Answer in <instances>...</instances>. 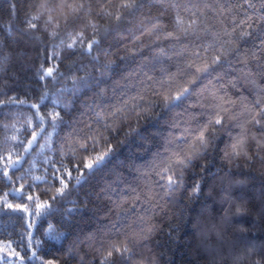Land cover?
Returning <instances> with one entry per match:
<instances>
[{
    "label": "clouds",
    "instance_id": "1",
    "mask_svg": "<svg viewBox=\"0 0 264 264\" xmlns=\"http://www.w3.org/2000/svg\"><path fill=\"white\" fill-rule=\"evenodd\" d=\"M201 9L217 6L212 0H134L131 8L119 0H54L46 19L35 22L43 40L28 50L35 55L14 54L0 76L7 81L0 122L8 121L0 130L12 128L13 120L22 124L15 144L25 161L19 172L30 165L25 154L31 148L33 157L47 160L43 183L22 175L23 191L74 213L58 257L64 264H172L168 247L181 239L195 241L198 264H264V99L258 95L264 72L250 65H264V49L242 46L264 15L255 23L248 14L228 27L220 22L221 36L204 28ZM177 16L200 26L179 32ZM155 23L161 27L153 31ZM70 35L80 43L52 51L47 60L54 55L58 61L56 79H41L46 50ZM200 59L209 61L203 72L195 70ZM28 67L36 83L25 81ZM213 91L235 101L227 105L231 113L217 107ZM44 94L59 102L45 104ZM14 99L25 103H9ZM49 113L59 115L53 121ZM30 118L34 126L26 123ZM137 137L143 138L138 154L121 162L118 153ZM242 138L245 153L236 156L231 145ZM253 186L256 206L240 191ZM245 216L251 225L239 221Z\"/></svg>",
    "mask_w": 264,
    "mask_h": 264
},
{
    "label": "trees",
    "instance_id": "2",
    "mask_svg": "<svg viewBox=\"0 0 264 264\" xmlns=\"http://www.w3.org/2000/svg\"><path fill=\"white\" fill-rule=\"evenodd\" d=\"M212 2L217 6L216 11L201 9L202 18L204 20V28L209 31H214L215 33L223 36L221 27H219L220 22H223L225 27L229 26V22L232 18L237 21L244 18L245 15H251L253 17V23L256 22L258 15H264V6L259 7V5H264V0H252L256 7H250L246 4L244 0H212ZM46 3L47 9L54 3V0H0V76H3L7 71L10 64L14 61V55L16 58L25 57L26 53L30 48H34L35 44L43 43L41 33H35L33 30H29L26 24L27 20H32V22H38L46 19L45 13L48 10L41 8V4ZM122 3V0H119ZM234 5H240V7H234ZM247 9V12L243 10ZM29 15L26 17V14ZM199 15V13H198ZM185 24L187 25L190 21L187 17L181 16ZM226 17L228 19H226ZM35 18V19H34ZM200 26V21L197 20L196 27ZM230 30V27H229ZM43 31V29H42ZM251 36L247 37L243 42V47H246L249 52L257 49H264V21L260 23V27L252 30ZM61 41L55 43L54 49L50 48L47 52L51 55L52 51L62 53ZM38 50V49H37ZM35 55L34 52L29 51L28 57L32 58ZM46 55V53H45ZM261 60H264V52L260 53ZM25 63L29 61L25 60ZM259 61H250V65L253 67L254 71L264 72V65L257 68ZM45 67H57L58 61L54 62L53 59L47 60L43 63ZM242 67V65H240ZM56 75V73H54ZM25 81H31L36 83L38 77L36 76L35 69L28 67L24 70ZM45 81L48 80L47 77L44 78ZM261 82H264L262 80ZM7 83V81L0 82V89L2 85ZM23 90V82L21 83V89ZM55 97H48L44 102L45 104L52 103ZM3 114V109H0V115ZM8 123V121L0 122V129L2 125ZM13 127L7 131L0 130V157H7L9 153L15 159L16 148L15 144L17 142L11 141L10 137L16 134L19 137V132L22 131V124L17 123L16 120L12 122ZM35 124V122H34ZM33 124V126H34ZM158 127V126H157ZM152 134H155L158 129L156 127L149 128ZM147 135V134H146ZM20 139V137H19ZM143 138L137 137L130 140L129 143L124 146L118 153L119 159L123 162V159L134 157L138 154V144ZM36 149L31 148L25 154L26 160L31 159L30 165L25 166L24 173L21 174L19 171L24 167L25 161H19L12 168L10 165L5 166V160L0 159V199H6L10 197L8 202L16 203H28L32 208L31 216L29 217L27 213L22 210L7 209L0 206V240L11 239L13 241L11 247L19 255L10 256L6 252H0V264H41L43 260L47 258H56L58 264H64L63 259L58 258L62 254H59L61 248H63L64 243L71 234L72 217L73 212L64 207H46L40 212L39 215L36 214L35 203L40 201L39 196H35L34 201H28L27 196L24 191H16L19 189L20 185L24 184L22 175H28L35 183L42 184L41 180H34L33 177H43L41 168L47 167V160L43 155L40 157H33ZM43 154L46 150L41 149ZM102 167H107L104 165ZM7 175H4V172ZM15 174V175H13ZM95 175V173H93ZM11 177V179H9ZM243 194L253 197V204L256 206L254 191V186L249 189H241ZM7 194V196L5 195ZM202 201H212L213 205H216V201L213 197H201ZM203 206V205H202ZM239 221H242L246 225H251L253 223L251 216L240 217ZM33 227L29 228V225ZM188 231H191L189 229ZM187 234V233H186ZM24 237L21 239V237ZM253 239H255L253 237ZM211 240H216V236H212ZM204 244H209V239L204 238ZM195 241L189 242L188 240L181 239L180 242L174 243L168 247V251L171 253L173 260L172 264H198L199 256L197 253L199 249L194 247ZM35 252V256L33 255ZM21 256H25L26 259L21 260ZM46 256V257H45Z\"/></svg>",
    "mask_w": 264,
    "mask_h": 264
},
{
    "label": "snow or ice",
    "instance_id": "3",
    "mask_svg": "<svg viewBox=\"0 0 264 264\" xmlns=\"http://www.w3.org/2000/svg\"><path fill=\"white\" fill-rule=\"evenodd\" d=\"M168 2H170V0H168ZM134 4V0H122L121 6L125 7V8H131L133 7ZM41 8H44L48 11H50L49 9H47V5L46 3H42L41 4ZM35 19V18H34ZM49 19H51V16H49ZM27 27L29 30H34L36 29V24L32 22V20H27L26 21ZM176 26H177V30L179 32H188L190 30H195L196 29V22L193 20L188 21L187 25L185 24L184 19L181 16H177L176 18ZM161 27L160 23H155L152 26V30L156 31ZM82 35V34H81ZM78 43H80V36L78 35H70L69 38L67 40H62L61 41V45H62V50L64 51L65 48H72L75 47ZM88 47L91 49L93 48V45L91 43L88 44ZM58 53V52H56ZM14 55V53H13ZM0 56H3L2 53H0ZM47 50H46V62H47ZM53 59H55V56L53 55L52 57ZM219 56H214V59H219ZM45 62V63H46ZM209 66V61L207 59H200V62L195 63V70L198 72H203L205 71ZM0 67H2V63H0ZM57 71V67H45L43 64L40 65L39 68V73H40V77L41 79H44L45 77H47L48 79H52L55 80L56 79V75H54V73H56ZM175 77L170 76L169 79H174ZM250 83H252L253 85L256 84L255 80L250 81ZM261 87V93H258V95H260L261 99H264V82L261 83L260 85ZM0 95H3V92L0 91ZM177 95H179V92H177ZM211 95L213 96L214 99H216L218 101L217 107H220L224 112L226 113H231L233 111V109L231 107H227V105L233 104L235 103V101H231V100H226L223 96H219L217 95V93L215 91H213L211 93ZM48 98L47 94H44L41 96L42 100H46ZM165 98L167 99V93L165 94ZM55 102H59L58 98L54 99ZM9 103H19V104H23L25 103V101H19V100H10ZM34 108H39V105H34ZM245 107L248 108L249 106L247 104H245ZM22 111V110H21ZM59 113H49L48 114V118L51 120H56L58 117ZM259 115V113L257 112V116ZM38 117L43 121L45 119V117L43 116L42 113H38ZM223 119V116L221 115H217L215 117V122L219 123L221 120ZM35 120L34 119H29L28 121H26V123L29 126H33ZM13 127V125H12ZM200 138L201 140L206 139L205 137V133L201 132L200 133ZM11 141L14 142H18L19 141V137L16 134H13L10 137ZM231 153L235 154L236 156H240L242 154L245 153V149H244V139H240L237 140L235 143H233L231 145ZM0 159H4L5 160V166L8 167L9 165L14 168L15 165L17 164V162L20 161V157L19 156H15V159H13V156L11 155V153H9L7 155V157H0ZM93 163V161L90 159L88 161L89 166H91V164ZM4 175H7V172H4ZM15 175V174H13ZM9 179H11V177H9ZM34 180H41L43 179L42 177H33ZM169 180H172V177H169ZM16 191H23L24 190V185L21 184L19 189H15ZM2 191V190H0ZM57 192H63L64 191V185L62 184L60 187H58L56 189ZM7 196V194H5ZM11 199L10 197L6 198V199H0V206H3L4 208L7 209H15V210H22L25 213L28 214V216H31L32 213V208L30 207V205L28 203H16V202H8V200ZM27 200L28 201H33L35 200V198L32 195H28L27 196ZM49 205V201L47 200H42L40 199V201L35 203V210H36V214L39 215L40 212L42 210H44L47 206ZM33 227V225H29V228ZM24 237L22 236L21 239H23ZM13 241L11 239H4V240H0V252H6L8 255L10 256H17L19 255V253H17L14 249H12L11 245H12ZM114 247L116 248V251L118 252H122L124 251V248H121L119 246L114 245ZM113 253L111 251H109L107 253V256H111ZM33 255L35 256V252H33ZM26 259L25 256H21V260ZM41 264H58L57 259L56 258H46L45 260H43L41 262Z\"/></svg>",
    "mask_w": 264,
    "mask_h": 264
}]
</instances>
